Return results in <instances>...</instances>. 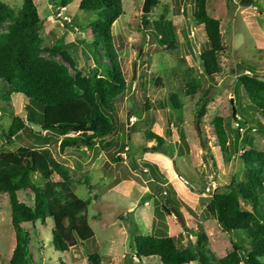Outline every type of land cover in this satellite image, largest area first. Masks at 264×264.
<instances>
[{
	"label": "rangeland",
	"instance_id": "1",
	"mask_svg": "<svg viewBox=\"0 0 264 264\" xmlns=\"http://www.w3.org/2000/svg\"><path fill=\"white\" fill-rule=\"evenodd\" d=\"M25 1L0 0V3L17 12ZM30 1L42 21L39 38L43 49L39 57L63 67L73 77V70L60 55L50 52L59 46L72 59L81 77H89L93 71L100 78L107 69L111 72L116 69L126 89L115 102L118 121L109 136L102 142L95 141L92 147L61 149L62 137L41 131L40 140L23 130L12 138L10 145L6 143L3 136L8 133L13 116L25 119L24 106L28 102L11 94L7 104L2 98L8 87L0 83V152H15L23 147L47 151L62 168L52 175V180L66 181L72 194L88 203L86 218L94 232L93 240L78 241L68 251L59 253L49 243L51 220L46 219L44 224H22L27 234V264H88L87 255L93 253L99 256L100 264H159L156 257H135V237L165 235L173 238L177 248L184 249L196 244L198 233L205 235L208 249L216 258L233 252L234 258L244 264L242 252L232 249L231 242L239 241L237 232L223 233L205 208L215 188L226 192L231 180L239 179L247 169L241 154L264 147V132L257 127V123L264 124V119L250 105L236 81L239 64L264 79V0H207V13L219 21L224 46L218 56L221 72L211 77L203 72L198 59L199 53L208 50V44L203 27L193 19L194 0H150L147 14L141 12L143 0H122V15L110 27L114 67L107 57L105 43L98 47L102 56L97 58L98 64L92 55L93 13L79 11L76 1L62 9L49 0ZM143 16H146L144 24ZM159 20L172 25L176 45L171 49L159 46L151 37V23ZM8 26L0 28V36L8 32ZM186 73L200 82L197 92L187 97ZM73 89L82 97L80 91ZM171 94L177 96L181 108L170 107ZM201 103L203 106L195 116ZM29 104V112L39 121L40 106ZM201 112L198 133L194 122ZM216 116L223 119L227 154L221 152L213 134L211 120ZM153 134L164 140V146L158 147ZM116 145L126 148L117 154L121 160L113 163L110 157ZM164 151H172L173 155ZM146 164L156 166L158 174L163 171L167 174L160 187L151 181L149 171L144 173ZM127 178L133 181V188L126 192L125 184L119 183ZM42 184L38 176L21 179L18 200L31 203V191ZM168 198L175 200L172 203L183 226L173 212H165ZM14 247L8 198L3 196L0 264H8Z\"/></svg>",
	"mask_w": 264,
	"mask_h": 264
},
{
	"label": "trees",
	"instance_id": "2",
	"mask_svg": "<svg viewBox=\"0 0 264 264\" xmlns=\"http://www.w3.org/2000/svg\"><path fill=\"white\" fill-rule=\"evenodd\" d=\"M49 1L61 9L76 1L79 11L95 15L90 23L92 55L98 64L97 58L102 57L98 53V47L105 43L107 57L112 65L110 27L122 15V0ZM193 19L196 25L203 27L208 44V50L198 54L200 66L208 77L219 74L221 67L218 56L223 52L224 46L219 21L207 13V0H194ZM145 21L146 16H143V24ZM4 24L9 26L8 32L0 36V83L6 85L8 91L2 99L8 104L10 95L17 94L28 102L24 106L25 119L13 116L9 131L3 136L6 143L10 145L12 138L23 130H27L36 140L41 139V132L56 134L63 138L61 149L78 148L81 145L92 147L95 141L102 142L109 136L118 121L114 114L115 102L126 89L119 70L111 72L107 69L100 78H96L95 73L90 71V76L83 78L68 54L57 46L50 52L58 53L70 66L74 72L73 77H70L63 67L39 57L38 53L43 49V41L39 38L42 21L30 0H26L17 12L0 3V28ZM151 33V37L161 47L171 49L176 45L175 34L168 21L152 22ZM244 67L241 64L236 66V81L250 105L264 119V79ZM184 77V95H194L200 87L199 80L187 73ZM74 87L82 93V97L75 93ZM168 98L172 109L181 108L175 94ZM31 102L41 108L39 121H36L34 113L31 115L29 112ZM9 113L12 116L11 111ZM201 116L202 112L194 122L198 133ZM32 125L41 127V132H34ZM211 127L219 149L227 154L223 119L214 117ZM257 127L264 132V124L257 123ZM70 134L75 136H69ZM153 138L158 147L164 146L161 137L153 134ZM183 144L186 145L185 141ZM125 148L124 145H116V151L110 160L118 163L121 158L117 154ZM179 151L183 155L182 149ZM164 153L173 155L172 151ZM241 160L247 166L245 172L239 179L231 180L226 192L215 188L205 211L223 233L237 232L239 241L231 242L232 249L242 252L244 264H264V147L241 154ZM145 167L144 173L150 172L152 182H157L159 187L166 182L167 174L164 171L158 174L156 166L146 164ZM61 169L45 150L36 151L23 147L15 152H0V200L3 196L8 198L10 224L15 235V247L8 264H27V234L22 224H44L46 219L51 220L49 243L59 253L68 251L78 241L83 243L94 239V232L85 213L88 203L73 195L66 181L52 180V175L60 173ZM29 175L40 177L43 184L33 188L32 202L26 204L18 200L17 194L21 190L20 180ZM172 201L175 200L167 199L168 207H164L165 212L170 214L173 208L180 216ZM133 250L136 258L156 257L159 264H241L234 258L233 252L216 258L208 249L207 238L203 233L197 234L195 245L189 244L184 249L177 248L173 238L165 235L137 236L133 239ZM87 261L88 264H100L96 253L88 254Z\"/></svg>",
	"mask_w": 264,
	"mask_h": 264
},
{
	"label": "water",
	"instance_id": "3",
	"mask_svg": "<svg viewBox=\"0 0 264 264\" xmlns=\"http://www.w3.org/2000/svg\"><path fill=\"white\" fill-rule=\"evenodd\" d=\"M149 8H150V0H143V5H142V9H141L142 14H147L149 12ZM62 14H64V10H62ZM193 48H194V46H193ZM194 50L196 51L195 48H194ZM202 106H203V103H201L200 106L197 108L195 116H197V114H198V112ZM32 130L36 133H39L41 131V127L32 125ZM171 212H173L174 216L177 218V220L183 226L184 223L182 221V218L177 214V212L173 208H171Z\"/></svg>",
	"mask_w": 264,
	"mask_h": 264
},
{
	"label": "crops",
	"instance_id": "4",
	"mask_svg": "<svg viewBox=\"0 0 264 264\" xmlns=\"http://www.w3.org/2000/svg\"><path fill=\"white\" fill-rule=\"evenodd\" d=\"M125 184V190L126 192L129 191L131 188H133V181L131 179H123L119 184Z\"/></svg>",
	"mask_w": 264,
	"mask_h": 264
},
{
	"label": "built area",
	"instance_id": "5",
	"mask_svg": "<svg viewBox=\"0 0 264 264\" xmlns=\"http://www.w3.org/2000/svg\"><path fill=\"white\" fill-rule=\"evenodd\" d=\"M134 120H135V118L130 119V121H132V122H133Z\"/></svg>",
	"mask_w": 264,
	"mask_h": 264
}]
</instances>
